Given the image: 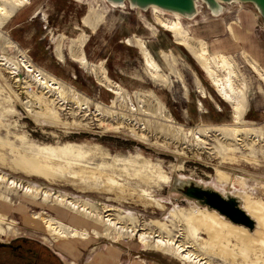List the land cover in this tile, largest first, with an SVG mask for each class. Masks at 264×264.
<instances>
[{
	"label": "rangeland",
	"instance_id": "rangeland-1",
	"mask_svg": "<svg viewBox=\"0 0 264 264\" xmlns=\"http://www.w3.org/2000/svg\"><path fill=\"white\" fill-rule=\"evenodd\" d=\"M88 7L105 14L102 21H95V30L90 22L82 23ZM206 8L201 1L200 12L193 19L181 17L192 45L186 48L174 41L173 33L160 26L157 14L149 8H137L139 11L128 6L110 8L105 0H30L29 5L16 10L0 27L5 35L0 36V47L12 59L18 60L23 55L60 80L65 85L67 101L61 107L52 101L54 96L40 93V88L25 77L22 65L16 74L0 64V173L21 185L31 184L66 198L86 199L95 204L96 210L108 206L111 212L119 213L121 223L128 220V215L134 216L139 227L146 226L154 234L160 232L165 236L166 231L162 232L152 220L167 218L174 206L188 211L196 205L208 219L217 216L213 225L200 224L195 230L194 244L200 254L217 264H264V83L250 70L241 53L249 48L248 43H255L249 35L254 26L252 31L261 43H256L257 49L253 46L251 49L264 60V20L252 3L228 4L216 18L206 15ZM246 13L252 19L244 24L241 20ZM169 14L163 16L174 18ZM231 23L242 31L241 41H234L239 44L231 43L226 28ZM82 34L84 43H77L75 40ZM135 37L144 40L167 74L166 79L150 77ZM125 38L133 42L129 45ZM196 38L206 41L210 52L224 50L234 59L247 89L243 121L240 117L233 122L230 105L220 99L190 52L196 46ZM218 39L221 42L215 43ZM77 53L83 54L89 63H102L106 76L118 82L135 105L144 99L146 112L137 116L147 119V127L143 133L136 129L137 135L142 134L144 139L130 133L129 122L96 115L95 109H110L112 113L126 110L117 101L111 103L114 95L103 86L98 75L94 76L90 68H83L73 59ZM201 88L206 97L201 96ZM72 93L90 107V114L86 112L82 116L83 112L69 109ZM147 93L153 97H144ZM42 102L48 103L57 118L51 119L43 113ZM78 122L82 125H77ZM119 125L122 127L117 128ZM71 145L90 157L88 172H91L84 176L88 180L76 178L65 162L58 164L59 160L44 153L49 147L58 155L59 148ZM138 153L151 164L160 163L170 175V180L160 179L151 188L162 207L140 205L138 201L128 200L130 196L117 200L113 192L102 189L103 179L95 182V167L100 160L117 158V166H121L119 161ZM74 162L71 166L81 170V162ZM116 172L109 175L119 180ZM190 181L209 188L222 185L221 192L238 198L241 208L255 221V227L250 230L236 225L217 211L185 197L182 190ZM59 206L41 198L33 202L20 188L14 191L0 186V226L3 228L0 241L20 237L34 240L43 260L53 264H136L141 262L137 256L144 259V264H181L171 253L155 257L154 253L139 252L142 244L134 247L136 242L127 235H122L116 245L112 239L90 232L93 238L84 246L76 243L74 252L63 250L47 234L39 218H34L37 213L46 212L58 218L63 211L68 213L65 206ZM174 222L171 234L175 237L185 222L177 219ZM221 238L228 245L224 247L226 253L220 255L223 257L216 254ZM102 255L108 260L99 263Z\"/></svg>",
	"mask_w": 264,
	"mask_h": 264
},
{
	"label": "bare ground",
	"instance_id": "bare-ground-1",
	"mask_svg": "<svg viewBox=\"0 0 264 264\" xmlns=\"http://www.w3.org/2000/svg\"><path fill=\"white\" fill-rule=\"evenodd\" d=\"M105 2L110 8L128 6L129 8L137 9L133 6H130L128 3L118 5L110 3L107 0H105ZM233 2L236 1L227 3L221 2L222 8L217 13H213L208 8H206V15L215 18L219 17L225 10L226 5ZM200 3L201 0H198L197 14H199L200 12ZM29 4L30 0H0V27L5 23L6 19L11 16L16 10ZM149 9L157 14L155 15V17L158 19L160 26L163 27L166 31L173 33L172 37L177 44L182 45L185 48L187 46L192 47L191 40L188 36L187 30L184 28L181 22V19L183 18L191 20L195 16L186 18L178 13L163 10L155 5H151ZM136 11H139V9H137ZM169 13L172 14L174 18L163 16L164 14ZM242 16L247 17L246 22H251V14L246 13ZM104 17L105 14L103 12L95 11L94 8L88 7L85 15L82 17V23L83 25H85L86 23L90 22V24H92L93 30H95V27L97 25L95 21H102ZM226 28L230 33V37L232 39L231 43L239 44L235 42L236 40L241 41L242 31L239 32L232 25V23L229 24ZM1 32L0 36L5 37V35H3ZM83 35L84 34L79 36L75 41H78L77 43H84L83 39L85 40V38H81ZM124 40L129 45L133 42L130 38H125ZM196 41V46L190 48V52L192 53V55L194 54L196 61L202 68L206 78L209 80L212 87L216 90L220 99L230 105L232 110L233 122L239 121L240 117L243 121L244 114L246 113L247 109L245 92L247 89L246 83L238 72V68L234 59L222 49V51L218 50L210 52L207 43L204 40L196 38ZM6 42L9 41L7 40ZM135 42L138 45L143 64L146 67V71L150 74V77L154 79L160 77L166 79L168 77L167 74L163 72L159 64L153 58L149 49L146 47L144 40L139 37H135ZM78 53L77 56L73 55V59L78 62L83 68H90L94 76L97 77L98 75L100 77V81H102L104 84L103 86H105L106 89L114 95V98L111 99V103L117 101L118 106H121L124 108V110H126L125 112L113 111L112 113V110L110 109V111L106 109L105 111L95 109L94 112H96V115H99L100 117L110 116L111 118L113 117L119 122H129L132 125V127H129L130 133L135 136H138V132L136 129H139L141 133H143L147 127L146 122L148 121H146L147 119L144 120L141 119V117L139 118L137 114L146 112V108H144L142 104L144 99H141L138 104L135 105L133 103L134 101L131 100L129 93L125 91L118 82L113 81L106 76L105 69L102 67V63H99L98 65L89 63L83 54L78 55ZM241 53L250 70H252L257 78L262 83H264V60L262 59V57L251 48H244ZM56 54L57 57L62 61L63 57L61 53L57 51ZM164 56L166 57L165 54L163 55V57ZM0 64L7 66L16 74L20 73V66L22 65L25 68V77L31 80L35 87L40 88V93L41 91H44L42 92L43 94L49 93V95L54 96L53 99L51 98L52 101L58 103V105H60L61 107L64 103H66L67 94L65 85L60 80L49 74L47 71L45 72L44 70L36 67V65L30 63L25 58V56L21 55L18 60L12 59L11 57L4 54L3 48L0 47ZM200 94L202 97H206L205 91L202 88L200 89ZM143 96L147 98L153 97L151 93H147V95ZM37 97L40 98V94ZM81 100L82 99H79V96H77V94L72 93L70 96V104H72V107L69 106V109L75 108L79 112H83L82 116H84L86 112L90 114V107ZM198 104L201 105L200 100H198ZM42 108L43 113L47 114L49 118H57L55 112L51 110L47 102H44L42 104ZM163 118L168 119L165 117V115H163ZM77 125L81 126L82 124L78 122ZM170 126L175 127L174 125ZM120 127L122 126L119 125L117 128ZM155 127L159 126L156 125ZM161 128H163L162 124ZM214 131L217 130L214 129ZM240 133L243 134L242 131H240ZM198 134L199 133H197V135ZM140 135L138 137L144 139ZM232 148L235 149V147ZM45 149L47 150V152L44 153L49 154L50 158L53 160H59L58 164H60V162H65L66 168L69 169L71 173L76 176V178L78 177L79 179H85L84 176L91 172H88V168L91 167L88 164L90 161V157L83 150L77 149V147L72 145L65 146L63 148H59V154L56 155L55 149L49 147H46ZM74 155L76 157H80V159L75 158ZM74 160H79L81 162V170L78 171L77 168L71 166L72 164H75ZM117 162V158H112L111 161L102 159L96 165L95 168L97 169V176L95 178V182H99L101 179H103L104 182L102 184V189L113 192L116 195L117 200H122L124 198H127V196H130V198H127L128 200L138 201L140 205L143 206L151 207L154 204H158V206L160 207L163 206L161 200L154 197V194H152L151 190V188H154L157 185L158 180H170V175L166 173L160 163L151 164V162L146 157L141 156V153H138L127 160L122 159L121 161H119L122 162L121 166H117ZM116 170V175L120 177L119 180L114 179L111 175H109V172H115ZM85 180H88V178ZM0 186H5V189H11L14 191L16 188H20L25 195L31 198L33 202L41 198L42 201L54 202L58 206L62 205L68 209V213L65 214V212L63 211L62 215L64 216L61 215L60 218L46 212L41 214H34V218H39V220L43 223L47 234H49V236L52 237L55 242H58L56 243L57 247L63 248V250H70V252H74L76 250V243L84 246L91 238H93L89 236L90 232L94 236H103L104 238L112 239V243H116V245L117 243H119L117 241H119L122 235H127L128 237H132V239L136 242L134 247L139 248L138 246L142 244L143 248L139 250V252L154 253L155 257L163 256L165 253H171L176 259H178V261H180L181 264H217L214 263L212 259L200 254V252L195 247L194 233L196 228L200 224H210V220L207 218L208 216L196 205H192L195 209L192 208L188 211H185L184 207L179 208L177 206H174V208L170 209V211L168 212L167 218L153 219L152 222L154 224H157L162 232L166 231L167 235L165 236L160 232L154 234V232L146 226L139 227V225H137V222L135 221L134 216H132V218L128 215V220L124 223H121L122 217L118 216L119 213L116 214L115 211L111 212V209L108 206H105L103 208L100 207L99 210H96L94 208L95 204L89 202L86 199L66 198L64 195L52 194L48 190L40 189L39 187L33 186L31 184L21 185L20 183H16L15 180L10 179L3 173H0ZM215 188L213 189L220 192L222 195H225L223 192H221L223 191L222 185H217ZM106 211H108L109 213L106 214ZM176 219L183 220L185 224L183 222L184 225L181 226L182 228H178V232L174 237V233L171 234V229L175 227L174 220ZM2 229L3 228L0 226V230ZM112 232L115 233L117 237ZM186 238H189L191 241H184ZM199 245L200 244H198V247ZM224 247L228 248V245H225V238H221L219 240V248L216 250V254L218 256L226 253ZM155 250H157L158 252H154ZM137 258H139V261L141 262H137L136 264H144V259L142 257L137 256ZM99 260L101 262H104L108 260V258L104 255L99 258Z\"/></svg>",
	"mask_w": 264,
	"mask_h": 264
},
{
	"label": "water",
	"instance_id": "water-1",
	"mask_svg": "<svg viewBox=\"0 0 264 264\" xmlns=\"http://www.w3.org/2000/svg\"><path fill=\"white\" fill-rule=\"evenodd\" d=\"M114 4L128 3L130 6L139 9H147L155 5L163 10L175 12L183 17L190 18L197 14L198 0H107ZM206 7L213 13L221 10V2L227 3L239 1L252 3L255 5L257 12L264 20V0H201ZM185 189L182 193L185 197L193 199L197 204L206 206L208 209H214L219 214L230 220L234 224L243 225L252 230L255 227V221L240 207L237 197L231 195H222L213 188H204L192 181L184 184Z\"/></svg>",
	"mask_w": 264,
	"mask_h": 264
},
{
	"label": "flooded vegetation",
	"instance_id": "flooded-vegetation-1",
	"mask_svg": "<svg viewBox=\"0 0 264 264\" xmlns=\"http://www.w3.org/2000/svg\"><path fill=\"white\" fill-rule=\"evenodd\" d=\"M0 264H53L44 261L35 241L27 238H14L0 241ZM62 264V263H61Z\"/></svg>",
	"mask_w": 264,
	"mask_h": 264
},
{
	"label": "crops",
	"instance_id": "crops-1",
	"mask_svg": "<svg viewBox=\"0 0 264 264\" xmlns=\"http://www.w3.org/2000/svg\"><path fill=\"white\" fill-rule=\"evenodd\" d=\"M245 18H246V17H244V18L241 20L242 23H244V24H245L246 21H247ZM253 28H254V26H253ZM253 28L250 29L249 35H250V37L254 40L255 43H251V44L248 43V45H249L248 47H249V48H251V46H253L254 48H256V43H261V41H259L258 38H257V37L255 36V34L253 33V31H252ZM212 29L215 30L214 27H212ZM224 31H225V30H224ZM217 42H221V39H218L215 43H217ZM258 47H259V46H257V48H258ZM257 48H256V49H257ZM202 210H203V209H202ZM210 210H212V209H210ZM213 211H214V210H213ZM222 217H223V216H222ZM207 218H208V217H207ZM209 220H210V219H209ZM216 221H217V216H215V217L213 218V220H210V224L213 225L214 222H216ZM236 225H237V224H236ZM102 256H104V255H102ZM102 256H101V257H102ZM105 256H106V255H105ZM106 257H107V256H106ZM109 261H110V259H109ZM98 262H99V263H102L100 260H99ZM90 264H95V262H92V263H90Z\"/></svg>",
	"mask_w": 264,
	"mask_h": 264
}]
</instances>
